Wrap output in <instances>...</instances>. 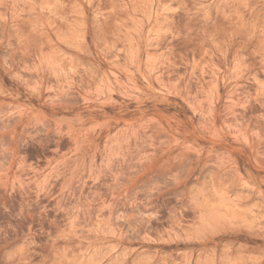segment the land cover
<instances>
[{"label":"rangeland","instance_id":"374dc122","mask_svg":"<svg viewBox=\"0 0 264 264\" xmlns=\"http://www.w3.org/2000/svg\"><path fill=\"white\" fill-rule=\"evenodd\" d=\"M0 264H264V0H0Z\"/></svg>","mask_w":264,"mask_h":264}]
</instances>
